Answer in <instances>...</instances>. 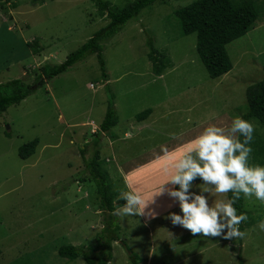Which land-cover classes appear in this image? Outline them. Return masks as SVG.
<instances>
[{"label":"rangeland","instance_id":"1","mask_svg":"<svg viewBox=\"0 0 264 264\" xmlns=\"http://www.w3.org/2000/svg\"><path fill=\"white\" fill-rule=\"evenodd\" d=\"M109 1L122 8L134 0ZM194 1L159 0L130 20L105 43L106 78L92 55L1 112L0 264H84L83 258L61 257L58 249L97 245L103 213L85 162L96 148L119 197L134 195L115 211L121 241L113 243L110 264H131L122 241L140 264L149 257L152 264H239V255L244 264H264L259 120L251 119L240 161L249 213L241 234L225 175L175 190L179 174L209 170L237 143L246 90L263 78L264 0H257L261 10L253 29L227 45L233 69L216 79L199 57L196 34L184 35L175 15ZM108 22L92 0L1 4L0 82L32 84L43 65L62 63ZM149 38L169 62L160 76L148 58ZM111 94L118 124L96 138ZM148 108L150 117L137 122L136 114ZM34 139L35 154L23 160L19 148ZM157 156L166 157L142 167Z\"/></svg>","mask_w":264,"mask_h":264},{"label":"trees","instance_id":"2","mask_svg":"<svg viewBox=\"0 0 264 264\" xmlns=\"http://www.w3.org/2000/svg\"><path fill=\"white\" fill-rule=\"evenodd\" d=\"M10 0H0V5ZM101 16H106L109 22L96 31L84 44L69 54L59 64H45L39 69L32 84L22 79H13L0 82V114L6 107L21 103L28 96L42 88L47 81L64 73L87 57L96 55L101 75L107 77L106 63L104 60L105 43L116 36L123 27L132 19L140 16L143 10L159 0H134L122 8L114 6L109 0H92ZM261 10L257 0H196L187 6L176 9L175 15L179 19L184 35L196 34V49L203 62L208 75L212 79L219 78L233 69V63L229 56L227 45L245 36L260 17ZM31 47V43H27ZM148 58L152 62V70L155 75H162L168 68L169 62L164 53L159 51L152 38L148 39ZM41 51L40 47L33 50ZM247 111L240 116L238 122V139L230 155L220 158L207 171H193L181 173L177 176L175 190L180 194L183 190L201 181L202 179H214L225 175L232 181L228 188L227 196L235 211L238 223V232L244 231V224L248 217L245 209L243 167L240 161L243 152L249 146L251 135V119H257L264 125V67L262 80L248 86L246 90ZM114 96L111 94L107 111L100 131L96 138L109 132L118 124L119 116L114 106ZM152 108L136 114L137 122L144 121L152 114ZM96 147L99 139L93 142ZM39 140L34 139L24 144L18 150L19 156L27 160L35 154ZM257 153L264 157V144ZM84 156V151H82ZM101 152L96 148L90 160H85L90 179L95 183L99 196V209L103 213V227L97 234V245L75 246L65 245L58 249L61 257L70 260L84 259V264H110L113 258V243L121 241V227L115 214L117 208L127 206L134 200V195L127 191L122 197L114 189L113 181L108 171L101 167ZM128 253L131 264H139L140 257L122 241ZM239 264H244L238 256Z\"/></svg>","mask_w":264,"mask_h":264},{"label":"crops","instance_id":"3","mask_svg":"<svg viewBox=\"0 0 264 264\" xmlns=\"http://www.w3.org/2000/svg\"><path fill=\"white\" fill-rule=\"evenodd\" d=\"M5 19V18H4ZM158 158H157V160H159V162L157 161V160H155L154 158H151L150 160H149V164L147 163V164H145L144 166H142V167H144V168H146V167H149V166H151V164H154V163H160V162H162L164 159H165V157L166 156H157ZM158 174H160V172L158 173ZM157 174V175H158ZM123 175H125V176H127L128 175V172L126 171L125 173L123 172ZM137 197H135V200L137 201ZM135 201V202H136ZM120 242V241H119ZM116 244H113V247L115 246ZM140 257V256H139ZM147 261H146V263L147 264H152V260L150 259V257L148 258V259H146ZM139 264H140V261H139Z\"/></svg>","mask_w":264,"mask_h":264}]
</instances>
